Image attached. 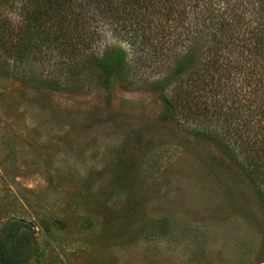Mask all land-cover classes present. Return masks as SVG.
I'll return each mask as SVG.
<instances>
[{
    "label": "rangeland",
    "instance_id": "374dc122",
    "mask_svg": "<svg viewBox=\"0 0 264 264\" xmlns=\"http://www.w3.org/2000/svg\"><path fill=\"white\" fill-rule=\"evenodd\" d=\"M250 1H230L247 27L260 4ZM94 7L86 6L88 17L101 14ZM107 12L87 22L93 50L123 47L141 81L170 69L153 64L163 45L153 50L142 36L131 44L130 14ZM254 15L260 28L264 11ZM3 17L19 19L0 2ZM243 40L226 44L224 63H213L223 88L207 91V77L218 79L208 69L201 91L236 112L240 136L255 139L264 163V66L258 46L245 49L255 41ZM58 56L44 48L0 74V231L20 223L8 227L16 237L0 239L11 247L20 238L19 264H264V167L250 177L170 119L151 90L32 81L54 76Z\"/></svg>",
    "mask_w": 264,
    "mask_h": 264
},
{
    "label": "trees",
    "instance_id": "16d2710c",
    "mask_svg": "<svg viewBox=\"0 0 264 264\" xmlns=\"http://www.w3.org/2000/svg\"><path fill=\"white\" fill-rule=\"evenodd\" d=\"M230 1H216L214 5L212 0H0L9 8H15L19 16L14 23L7 17L0 18V74L4 75L13 63H26L49 48L59 53L55 75L42 72L35 74L32 81L52 89L77 90L89 84L104 88L119 85L123 89L135 86L156 92L170 119L186 128L189 134L216 144L238 168L252 177L251 173L258 174L264 167L260 150L254 148L257 147L253 144L255 139L242 138L241 120L235 116L236 112L228 114L226 103L219 102L221 98L211 102L207 94L209 91L215 96L223 88L218 82L221 79L218 65L213 63L222 58L224 61L226 44L232 45L242 38L243 43L254 40L255 44L245 49L255 53L253 48L258 46L260 54L255 55L264 66V24L259 28L254 15L257 10L262 14L264 0L250 1L260 4L251 9L253 26L248 27L241 21L242 15L235 12L237 8L230 6ZM86 6H95L101 14L88 17ZM107 10L114 12L118 20L126 15L125 11L130 14V31L126 33L131 44L142 36L153 50L163 45L164 58L154 60L153 64L167 63L170 69L154 80L148 81L146 77L141 81V77L135 76V67L123 47L112 45L93 50V32L87 22L108 15ZM152 14L156 19L150 23L143 20V16ZM171 33H176L175 37ZM193 53L198 54V61L194 60ZM152 55L157 59L155 52ZM208 69H213L218 79L214 73L207 77L213 84H209L205 92L201 90H206L203 87ZM178 77L181 78L178 80ZM258 83L261 84L259 80ZM16 221L9 220L2 227L0 237H16V232L8 228L11 225L17 228L20 223ZM16 240L10 247L0 239V264L20 263L17 253H21V241Z\"/></svg>",
    "mask_w": 264,
    "mask_h": 264
}]
</instances>
